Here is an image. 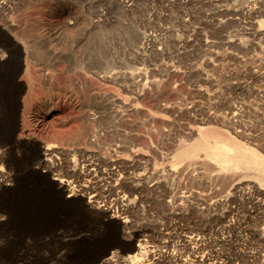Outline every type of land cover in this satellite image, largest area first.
Segmentation results:
<instances>
[{
  "label": "rangeland",
  "instance_id": "rangeland-1",
  "mask_svg": "<svg viewBox=\"0 0 264 264\" xmlns=\"http://www.w3.org/2000/svg\"><path fill=\"white\" fill-rule=\"evenodd\" d=\"M13 45L0 264H264V0H0Z\"/></svg>",
  "mask_w": 264,
  "mask_h": 264
},
{
  "label": "flooded vegetation",
  "instance_id": "flooded-vegetation-1",
  "mask_svg": "<svg viewBox=\"0 0 264 264\" xmlns=\"http://www.w3.org/2000/svg\"><path fill=\"white\" fill-rule=\"evenodd\" d=\"M27 56L19 45L5 48L0 62V126L19 123L27 92L23 79Z\"/></svg>",
  "mask_w": 264,
  "mask_h": 264
},
{
  "label": "bare ground",
  "instance_id": "bare-ground-1",
  "mask_svg": "<svg viewBox=\"0 0 264 264\" xmlns=\"http://www.w3.org/2000/svg\"><path fill=\"white\" fill-rule=\"evenodd\" d=\"M213 145L214 146H212L213 147L212 150L207 151L208 154L210 156L212 155V156L216 157L215 153H221V155H222L221 160L223 162H225L226 161V153L228 150L227 146L224 143H217V142H216V144L214 143ZM46 156H47V152L41 153V159L43 160V162L47 163V165H45V167H50L52 163H50V162L48 163L49 160ZM41 171L44 173L48 172L47 168L41 169ZM59 182L62 183L61 187L65 188L67 190L69 189L70 192H73L72 190H75V188L72 187V186H74V184H72V182L69 179H65V178L59 179ZM95 202L97 203L98 206H102L104 209L111 210V212H112V210H113V208H112L113 203L112 202L107 201L106 199H103L102 197L99 198L98 200H96ZM114 209H115V207H114ZM136 245L138 247V251L133 253L132 255L128 254V255L122 256L118 250L110 251L109 254L106 256V258H103L99 264H119V262H122L123 264H140V262L143 261L144 257L146 256V254H145L146 249L142 250L143 246H141L139 243H137Z\"/></svg>",
  "mask_w": 264,
  "mask_h": 264
}]
</instances>
